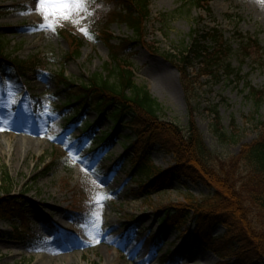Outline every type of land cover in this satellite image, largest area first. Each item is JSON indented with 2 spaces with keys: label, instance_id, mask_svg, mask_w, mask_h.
Segmentation results:
<instances>
[{
  "label": "rangeland",
  "instance_id": "1",
  "mask_svg": "<svg viewBox=\"0 0 264 264\" xmlns=\"http://www.w3.org/2000/svg\"><path fill=\"white\" fill-rule=\"evenodd\" d=\"M191 1L151 0L145 42L123 56L134 65L136 83L147 87L162 105L163 119L186 129L193 112L208 149L227 162L243 146L258 140L264 122V104L258 109L245 91V83L264 89V0H213L210 11L193 7ZM84 4L52 30L48 26L52 21H45L39 11V0H0V27L9 37V52L21 60L35 57L41 64V75L25 80L17 79L10 68H0V189L7 172L14 183L12 191L20 195L24 221H0V264H236L221 261L195 242L192 228L159 234L163 206L182 202L188 194L201 199L211 191L176 178L154 194L141 193L136 187L139 181L131 175L132 156L126 150L132 140L128 116L117 129L112 120H101L91 107L78 124L70 126L69 119L79 107L64 112L56 109L69 100L68 93H60V72L79 86L93 74L104 73L110 60L109 44L87 32L92 10L88 0ZM100 8L105 5L101 3ZM230 15L242 21L229 19ZM62 23L86 30L82 31L81 56L67 63L64 59L70 47L57 30ZM211 29H218L232 46L228 63L245 81L197 79L189 93L172 57L192 46L194 32L200 37ZM109 32L111 45L116 47L120 40L133 36L120 22L111 24ZM241 36L258 38L262 50L244 58L239 53ZM202 45L213 46L211 40ZM198 69L197 65L190 71L193 76ZM167 71L175 79L174 97L166 84ZM150 85L163 91L165 98L152 93ZM35 97L43 105L36 115L32 113ZM215 112L222 133L228 137L236 133L232 141L214 134ZM87 124L94 125L91 137L84 135ZM112 131L113 138L104 141ZM3 148L6 154L1 153ZM150 157L163 170L174 165L173 157L160 148ZM51 162L55 165L48 171ZM239 174L248 177L249 168L241 166ZM252 217L264 231L258 210L253 208ZM12 224H28L31 237L37 239H16ZM224 233L223 227L213 231L216 237ZM112 235H116L113 241ZM126 241L127 246L123 245ZM132 245L140 248L137 255L125 249ZM143 256L147 259L142 262Z\"/></svg>",
  "mask_w": 264,
  "mask_h": 264
},
{
  "label": "trees",
  "instance_id": "2",
  "mask_svg": "<svg viewBox=\"0 0 264 264\" xmlns=\"http://www.w3.org/2000/svg\"><path fill=\"white\" fill-rule=\"evenodd\" d=\"M212 1L192 0L191 5L210 11ZM88 3L92 17L87 32L95 39L109 44L110 60L104 65V73L93 74L87 83L79 86L68 79L63 71L60 72L57 75L62 88L60 93H68L69 100L56 109L64 112L72 107H79L69 119L70 126L78 124L91 107L98 112L101 120H112L117 129L121 127L124 116H128L126 125L131 131L132 140L126 150L132 156L131 175L139 181L136 187L141 193L154 194L176 178L203 185L211 191L209 196L201 199L188 194L182 202L163 206L164 215L159 223V234L192 228L195 242L221 261H234L236 264H253L257 261L264 263V231L256 227L252 217L254 208L258 210L262 223L264 222V122L260 124L261 134L258 140L243 146L237 157L227 162L221 160L206 146L194 121L193 112L190 111L186 129L163 119L162 105L147 87L136 83L134 65L123 56L134 46L144 44L145 26L151 15V0H88ZM101 3L105 8H100ZM17 7L23 9L21 6ZM14 10L16 8L10 12ZM228 18L242 21L240 16L233 18L230 15ZM116 22L125 24L133 32L131 39L120 40L118 47L111 45L113 36L109 32L110 25ZM57 30L70 47L64 61L67 63L79 58L85 44L80 36L81 29L68 28L62 23ZM192 37V46L185 47L178 56H171L189 93L197 79H218L219 82L225 77L228 80L245 81L241 73L228 63L233 49L218 29H211L200 37L194 32ZM209 40L212 47L202 45ZM259 45L258 38L241 36L239 53L244 58H249L254 54L252 51L262 50ZM9 49V37L5 29L0 27V68L12 69L19 80L41 75L39 59L31 57L21 60L14 57ZM197 65L199 69L195 77L190 71ZM245 91H248L247 96L260 109L264 104V89L259 90L245 83ZM33 107L35 114L43 111L40 98H33ZM215 115L214 134L220 140L235 139L234 131L230 137L222 133L219 114L215 112ZM93 131L94 125L87 124L84 135L91 137ZM113 134V131L107 133L103 140L112 139ZM156 148L173 157L174 165L168 170H163L152 162L150 156ZM54 154L56 156L58 152L54 151ZM53 165L55 162L47 165V170ZM241 166L249 168L248 177L240 176ZM13 188L14 183L5 172L0 189V221L23 223L21 200L16 197ZM74 214L77 216V211ZM217 227L224 228L223 236H214L213 231ZM11 228L18 240L33 242L37 239L35 236L31 237L32 231L28 224H12Z\"/></svg>",
  "mask_w": 264,
  "mask_h": 264
},
{
  "label": "snow or ice",
  "instance_id": "3",
  "mask_svg": "<svg viewBox=\"0 0 264 264\" xmlns=\"http://www.w3.org/2000/svg\"><path fill=\"white\" fill-rule=\"evenodd\" d=\"M39 11L45 21L51 20L48 25L54 30L60 21L70 20L74 12H79L86 7L84 0H39ZM81 31H86L81 28Z\"/></svg>",
  "mask_w": 264,
  "mask_h": 264
},
{
  "label": "bare ground",
  "instance_id": "4",
  "mask_svg": "<svg viewBox=\"0 0 264 264\" xmlns=\"http://www.w3.org/2000/svg\"><path fill=\"white\" fill-rule=\"evenodd\" d=\"M168 72V71H167ZM167 76H168V80H167V85L169 86L170 90H171V95L172 97H174V94H175V79L174 77H172V75L168 72L167 73ZM150 90L152 91V93H154L157 97H160V98H165V95L163 94V91H161L159 88H154L150 85ZM11 144L10 143V140L8 141V145ZM10 147V146H9ZM8 147V148H9ZM2 154H6V149L3 148ZM12 153V150H10V154ZM111 237V240H115V237L116 235H112L110 236ZM123 245L127 246V241L123 243ZM126 250H128V254H132V252H134L133 254L134 255H137L138 253V250H140V248H136V246H130L128 248H125ZM145 255V254H144ZM145 259H147V256H143V258H141L142 262L145 261Z\"/></svg>",
  "mask_w": 264,
  "mask_h": 264
}]
</instances>
